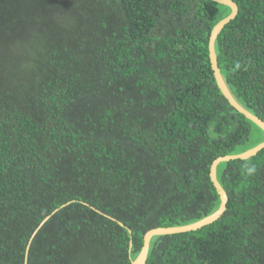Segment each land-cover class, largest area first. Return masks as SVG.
Wrapping results in <instances>:
<instances>
[{"label": "trees", "instance_id": "obj_1", "mask_svg": "<svg viewBox=\"0 0 264 264\" xmlns=\"http://www.w3.org/2000/svg\"><path fill=\"white\" fill-rule=\"evenodd\" d=\"M234 1L218 63L264 120V0ZM230 12L213 0H0V264H25L27 250L28 264H132L149 229L219 208L212 162L264 141L212 69L210 35ZM217 174L223 215L155 236L146 264H264V148Z\"/></svg>", "mask_w": 264, "mask_h": 264}, {"label": "water", "instance_id": "obj_2", "mask_svg": "<svg viewBox=\"0 0 264 264\" xmlns=\"http://www.w3.org/2000/svg\"><path fill=\"white\" fill-rule=\"evenodd\" d=\"M218 3H222L224 5H227L231 8L230 14H228L226 17L221 19L212 29L211 35H210V40H209V52H210V60H211V65L212 69L214 71V75L217 81V84L219 88L221 89L222 93L224 96L229 100L232 106H234L239 112L243 113L247 118L251 119L253 122H255L259 127H261L264 130V120L248 110L245 106H243L234 96L232 91L230 90L224 75L222 74L221 68L218 63V56L216 53V40L223 28L225 27L226 24H228L231 20H233L239 11L238 4L234 0H213ZM264 148V141L260 142L254 147H251L243 152L240 153H235V154H227L224 156H219L217 157L211 164V170H210V177L212 182L214 183L220 198H221V203L219 208L214 211L213 213L197 220L192 223L184 224V225H175V226H158L149 229L145 234H144V242L141 251L139 252L138 256L132 261V264H146L149 250H150V245L152 239L157 236V235H165V234H174V233H180V232H188L192 230H197L205 225L211 224L218 220L223 213L225 212L227 208V203L229 200V195L226 191V189L223 187L221 182L218 179V174H217V168L218 165L221 162H226L230 160H236V159H248L254 155H256L259 151H261ZM57 211V209L55 210ZM54 211V212H55ZM51 215H48L45 217V219L41 222L37 230L50 218ZM123 224V223H121ZM37 230L34 232L33 236L37 232ZM32 236V238H33ZM31 238V240H32ZM30 240V242H31ZM29 249V245H28ZM27 255H28V250H27ZM26 255V261L25 264H28V256Z\"/></svg>", "mask_w": 264, "mask_h": 264}]
</instances>
